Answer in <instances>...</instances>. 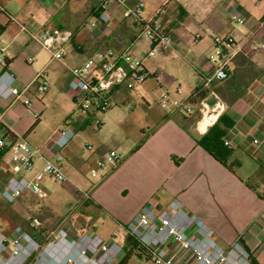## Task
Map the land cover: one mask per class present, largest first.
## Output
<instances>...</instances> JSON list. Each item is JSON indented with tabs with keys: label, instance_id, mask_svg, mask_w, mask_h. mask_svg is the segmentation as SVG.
I'll return each mask as SVG.
<instances>
[{
	"label": "crops",
	"instance_id": "0c3cea01",
	"mask_svg": "<svg viewBox=\"0 0 264 264\" xmlns=\"http://www.w3.org/2000/svg\"><path fill=\"white\" fill-rule=\"evenodd\" d=\"M9 1L0 0V49L5 51L0 73L7 70L14 75L17 86H28L25 96L31 105L26 109L20 102L0 99V138L6 150L0 156L1 233L11 238L15 227L23 229L28 212L34 208L30 207V200H42L28 190L13 203H6L2 197L10 177L29 179L43 163L37 158L31 171L15 172L9 149L23 138L45 159L55 161L61 155L69 180L90 190L88 201L80 202L76 197L66 207L70 216L76 217L73 223L66 216L61 220L66 239H77L83 233L107 239L118 224H126L144 205L152 203L161 210L178 200L187 213L209 227L211 239L219 247L228 249L237 242L249 254L251 264H264V0H141L144 17L161 21L172 38L171 51L152 58L145 57L148 43L139 35L140 26L124 6L100 12L96 9L100 0H85L78 6H68L69 0H17L16 6H10ZM137 1L123 0L129 7ZM231 12L243 17L245 24L231 21ZM56 15L61 23L54 22ZM54 28L72 34L62 46V63L53 60L33 39L41 31ZM194 34H199L198 41L193 40ZM214 36L232 38V57L227 63V79L204 89L201 79L214 67L209 61ZM127 47L143 59L148 71H159L160 79L154 81L156 87L154 79L149 78L134 90L120 87L110 91L109 109L97 116L96 126L119 124L120 121H108L116 105L140 98L150 109L153 97L162 93L168 99L184 102L190 111L160 107L159 120L149 121L152 128L126 146L128 139L123 135L114 140L116 147L103 144L93 150L88 145L91 152L85 157L78 154L73 139L57 149V131L71 129L74 138L76 129L85 128L94 119L90 114L72 118L78 109L67 86L68 67L80 65L99 50ZM40 71H44L48 82L42 93L36 91L33 82ZM202 90L204 98H217L204 113L198 111L203 98L188 101ZM52 103L60 105L68 115L62 125L47 128L45 116ZM34 114L38 115L37 120ZM222 114L233 123L223 139L229 144L227 163L233 172L197 142ZM111 151L121 153V160L108 166L104 179L89 183L87 166L95 169L101 155ZM92 185L95 187L91 189ZM48 202L44 206H52V201ZM15 204L19 206L14 207ZM8 209L12 210L13 224L6 223ZM118 243L123 250L121 258L129 255L127 264H151L123 230L119 231ZM63 253L62 249H46L41 259L49 263Z\"/></svg>",
	"mask_w": 264,
	"mask_h": 264
},
{
	"label": "built area",
	"instance_id": "2783aa9c",
	"mask_svg": "<svg viewBox=\"0 0 264 264\" xmlns=\"http://www.w3.org/2000/svg\"><path fill=\"white\" fill-rule=\"evenodd\" d=\"M124 6L127 13L140 26L139 35L148 43L145 57L166 56L172 49L170 31L161 21L154 18H145L143 15L144 3L137 1L133 6H125L123 0H100L96 9L100 12L109 11L111 8ZM231 21L237 25H244L245 20L236 12L229 15ZM94 26V23H91ZM207 32L208 29H205ZM71 32L54 28L43 30L33 39L40 47L50 53L53 60L62 63L64 51L62 46L71 39ZM199 34L193 35V40L198 41ZM213 53L209 55V61L213 63V71L201 79V87L208 88L212 83L227 79V63L232 57L233 40L231 37L212 38ZM261 47H264L262 45ZM5 63V51L0 49V65ZM64 65V64H63ZM68 89L73 94V101L77 109L84 114L94 117L105 113L110 106L109 94L115 88L134 90L147 79H160V72L148 71L143 59L135 56L127 47L123 50L104 49L88 56L80 65L68 67ZM36 91L42 93L47 89V79L44 71L38 72L33 81ZM28 86L16 85L15 77L7 70L0 73V99L20 102L28 109L31 100L25 96ZM207 99L199 102L198 111L204 113ZM161 108H184V102L176 99L162 98ZM1 117V113H0ZM34 119L38 115L34 114ZM1 121V119H0ZM74 136L71 129L63 128L57 131L54 145L62 149ZM228 146L227 141H223ZM4 148V142L0 138V150ZM87 149H90L87 146ZM10 162L14 163L15 172L19 170L31 171L34 161L43 160L41 167L29 179L10 177L5 185L2 197L6 203H13L26 190L40 199L46 197L42 188V182L50 179L58 183L69 182L74 186L71 189L78 197V201L86 202L90 199V190H84L72 183L65 174L62 166L63 158L58 155L55 161L42 157L39 151L32 147L25 139L18 138L9 149ZM122 154L111 151L106 152L98 159L96 168L91 171L90 177L102 180L106 177L109 165L121 160ZM95 185L91 186V189ZM31 229H37V218H26ZM123 230L132 239L144 259L151 264H251L249 254L237 243H233L228 249L219 247L211 239V230L196 216L185 211L178 200H172L166 209H157L152 203L146 204L126 224H118L117 228L107 239H102L94 234H81L77 239H66L63 232L52 233L46 247L39 253L38 258L32 264H115L123 254L122 247L118 243L119 231ZM14 236L7 238L0 231V264H24L37 249L36 241L21 227L14 229ZM46 249L63 250L61 257L49 263L42 261ZM3 254L7 256L4 257Z\"/></svg>",
	"mask_w": 264,
	"mask_h": 264
},
{
	"label": "rangeland",
	"instance_id": "374dc122",
	"mask_svg": "<svg viewBox=\"0 0 264 264\" xmlns=\"http://www.w3.org/2000/svg\"><path fill=\"white\" fill-rule=\"evenodd\" d=\"M16 1L10 0L9 5L16 6L18 4V1ZM84 2L85 0H69L68 6H78L79 4H83ZM151 5L154 6L153 3H151ZM58 18L59 15H56L54 17L55 23H61V20ZM211 53H213V50L211 51ZM154 81L155 80H153V83ZM154 86L156 87L155 83ZM161 98H166L164 93L153 97L150 102V109H147L146 105L140 100V98H136L134 102H129L125 105H116L115 108H113L110 112V114L112 113V117L108 121H120L119 124H117V122H114L111 125L110 123H106L104 127H98L96 126V123L94 121L95 119H93L88 126H85V128L76 129V135L74 138H72V141L78 150V154L82 157L88 156L91 152V150H88L86 148V146L88 145L93 147V150L100 148V146L103 144H105L108 148L116 147L114 146V140L116 138H120L123 135L125 136L126 140L128 139L125 146L129 142L131 144L132 142L136 141L137 138H140L141 134H144V132H148V130L152 128V122L149 123V121L159 120L157 117L161 112ZM169 108L170 107L163 109ZM67 115L68 113L61 109L60 105L52 103L49 106L45 116L46 127L52 128L56 126V124L62 125L66 120ZM81 116L85 117V114L78 109L72 118L79 119ZM150 117H152V119ZM100 128H102V130L99 131ZM141 128L144 129L143 132L140 131ZM94 170L95 169L92 168V166L88 165L86 174L89 179V183L93 182L94 184H97V178L90 177L91 171ZM73 188L74 186L69 182L58 183L47 179L43 185V190L46 193V197L42 200H38L37 198L30 200V207L32 208L34 206V208L30 210L28 214L38 219L39 226L37 229H34L36 236H32V229L29 227L27 221L23 229L36 241L38 247L36 251L31 255V257H29L24 262V264H32L35 261L36 257H38V254L43 251V249L47 245V242L51 239L50 237L52 233L63 232L64 234L65 229L64 227H62L63 224H61V220H63L64 216H66L71 223L76 220V217L70 216V213H68L66 209L68 203H73L75 200H77L76 194L70 193V190H68ZM49 200L52 201V206H44V204H49ZM18 206L19 204L14 205V207ZM53 208L56 209L54 210ZM11 213L12 210L8 209L7 216L9 218V221L6 223L13 224V215Z\"/></svg>",
	"mask_w": 264,
	"mask_h": 264
},
{
	"label": "trees",
	"instance_id": "16d2710c",
	"mask_svg": "<svg viewBox=\"0 0 264 264\" xmlns=\"http://www.w3.org/2000/svg\"><path fill=\"white\" fill-rule=\"evenodd\" d=\"M205 91H198L193 97H189V102H194L196 98H204ZM232 121L224 114L220 115L216 122L211 125L206 133L197 141L199 146L205 150L215 161L220 165L233 172L230 165L227 163L230 155V150L223 144L227 129L232 125ZM6 152L5 147L0 150V156ZM32 236H36L35 230H31ZM129 255L125 254L118 264H127Z\"/></svg>",
	"mask_w": 264,
	"mask_h": 264
},
{
	"label": "water",
	"instance_id": "95a60500",
	"mask_svg": "<svg viewBox=\"0 0 264 264\" xmlns=\"http://www.w3.org/2000/svg\"><path fill=\"white\" fill-rule=\"evenodd\" d=\"M207 105H212L215 104L217 102V98L214 95H211L208 99H207Z\"/></svg>",
	"mask_w": 264,
	"mask_h": 264
}]
</instances>
